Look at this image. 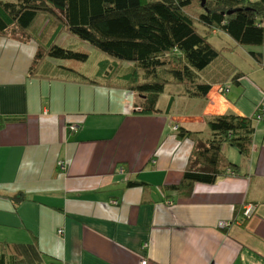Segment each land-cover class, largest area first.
<instances>
[{"label": "crops", "instance_id": "obj_1", "mask_svg": "<svg viewBox=\"0 0 264 264\" xmlns=\"http://www.w3.org/2000/svg\"><path fill=\"white\" fill-rule=\"evenodd\" d=\"M209 41L239 84L203 99L167 86L164 110L145 115L136 92L53 79L70 64L47 59L30 75L37 43L0 33V243H35L49 264H264V70L250 55L264 64V40L236 47L215 30ZM223 114L257 117L247 156L223 145L238 175L196 183L189 197L168 190L194 150L178 128L205 142V117Z\"/></svg>", "mask_w": 264, "mask_h": 264}, {"label": "trees", "instance_id": "obj_2", "mask_svg": "<svg viewBox=\"0 0 264 264\" xmlns=\"http://www.w3.org/2000/svg\"><path fill=\"white\" fill-rule=\"evenodd\" d=\"M263 24L264 0L256 4L252 0H205L204 5L200 0H0V33L37 43L30 75L39 72L40 63L47 59H88L85 53L56 44L66 33L105 56L110 72L105 71L101 80L59 65L53 69V79L136 92L142 97L139 112L145 115L160 112L159 99L167 86H180L185 96L203 99L214 85L224 87L227 81L238 85L243 73L228 61L219 63L225 49L216 48L209 37L221 31L236 47L259 48ZM250 55L264 70L261 53ZM256 119L207 116L205 142L198 141L199 133L178 128V139H191L194 150L180 182L166 188L184 198L196 183L213 184L220 177L237 176L238 165L227 158L223 145H232L247 156ZM0 264L49 262L35 243L2 242Z\"/></svg>", "mask_w": 264, "mask_h": 264}, {"label": "rangeland", "instance_id": "obj_3", "mask_svg": "<svg viewBox=\"0 0 264 264\" xmlns=\"http://www.w3.org/2000/svg\"><path fill=\"white\" fill-rule=\"evenodd\" d=\"M254 1H259V0H254ZM259 8H261V7H259ZM69 37L70 36L67 35L66 33H62L58 37V39L56 40V44L57 45H63V44L66 43V44H68L71 47L69 49H72V50L78 51L80 53H85L87 55H90L89 59H87L85 61H82V62L81 61H61V60H55V61H59L61 64H65V65H67V64L72 65L75 68V70H77L78 72H80L82 75H85V76H88V77L96 76V77L101 78V80H102L103 79V76L102 75L105 76V73L104 72L105 71L106 72H110L109 67H108V64L106 62L103 61V62H101V64L98 62L99 59H98L97 56H102V57H104V56L102 54H100L98 51H96L95 49H93L92 47H90L89 45H86V44L78 41L77 38L76 39H73V41H71L69 39ZM212 38H213V40H215V43H216L215 45H218V46L222 45V42L217 41V39H215V38H221L220 36H217V35L216 36L215 35L213 36L212 35ZM65 41H68L70 43H67ZM104 58H106V57H104ZM104 60H107V59H104ZM126 66H129V65L126 64ZM104 80H106V78H104ZM177 87L181 88L180 86H177ZM108 88H112V87H108ZM171 88L172 87H167L166 90H165V92L167 90H170ZM125 92L128 93V94H135V92L130 91V90H129V92L127 90ZM189 100H191V98ZM158 107L160 109L164 110V108L161 106L160 103H159ZM176 109L177 110L187 111V110H191L192 108H191V105L189 104L185 108H183V105H182V107L177 105ZM263 111H262V113H263ZM263 116H264V114H263ZM184 148L185 147H183L182 149H180V151L178 152V155L182 154V150H184Z\"/></svg>", "mask_w": 264, "mask_h": 264}, {"label": "built area", "instance_id": "obj_4", "mask_svg": "<svg viewBox=\"0 0 264 264\" xmlns=\"http://www.w3.org/2000/svg\"><path fill=\"white\" fill-rule=\"evenodd\" d=\"M259 114H260V112L258 113V116H257L258 118L260 117ZM77 127H78V126H74V125H73V126H70L69 129H70L72 132H75L76 129H77ZM57 166L60 167V168H63V167H64V166H63V163H62L61 161L57 162ZM245 214H246L247 216L250 215V214H248L246 211H245ZM222 225H223V226H227L228 224H227V223H222ZM139 264H147V260H146V259H141Z\"/></svg>", "mask_w": 264, "mask_h": 264}, {"label": "water", "instance_id": "obj_5", "mask_svg": "<svg viewBox=\"0 0 264 264\" xmlns=\"http://www.w3.org/2000/svg\"><path fill=\"white\" fill-rule=\"evenodd\" d=\"M200 1H201V5H204V1H205V0H200Z\"/></svg>", "mask_w": 264, "mask_h": 264}]
</instances>
